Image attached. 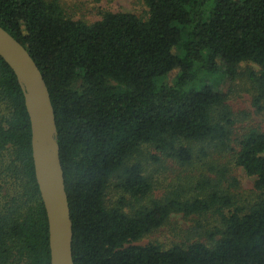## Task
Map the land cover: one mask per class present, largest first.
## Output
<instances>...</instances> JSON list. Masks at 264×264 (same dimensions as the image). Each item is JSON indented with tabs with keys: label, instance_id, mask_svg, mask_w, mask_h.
I'll use <instances>...</instances> for the list:
<instances>
[{
	"label": "trees",
	"instance_id": "1",
	"mask_svg": "<svg viewBox=\"0 0 264 264\" xmlns=\"http://www.w3.org/2000/svg\"><path fill=\"white\" fill-rule=\"evenodd\" d=\"M142 1L145 16L106 10L86 22L58 0H0V26L28 50L49 92L73 262L264 264V131L243 134L232 157L254 177V196L241 203L219 184L223 171L203 194L153 197L139 159L151 148L185 165L226 148L234 119L219 85L244 74L242 62L258 67L245 74L261 108L264 0ZM30 138L23 91L0 57V264H50ZM111 184L121 193L114 201ZM209 210L220 223L205 241L133 244L173 213Z\"/></svg>",
	"mask_w": 264,
	"mask_h": 264
},
{
	"label": "rangeland",
	"instance_id": "2",
	"mask_svg": "<svg viewBox=\"0 0 264 264\" xmlns=\"http://www.w3.org/2000/svg\"><path fill=\"white\" fill-rule=\"evenodd\" d=\"M66 15L73 19H82L93 22L101 17L102 11H129L145 16L147 8L142 0H58ZM258 67L251 62L240 63V71L244 74L235 78L230 86L229 80L223 79L219 89L227 93V104L233 114L234 123L226 148H216L211 154L200 162L194 159L191 164L180 165L151 148H144L139 159L142 160L145 172L150 176L153 185V197H160L170 189H191L193 192L203 194L210 187L209 184L217 178L218 171H223L226 179L219 180L223 188H229L230 194H236L239 203L254 196V177L247 175L242 167L234 166L233 154L238 150V141L250 129L264 131V103L259 110L252 103V91L245 72ZM175 71L171 72V80ZM233 178L236 182H234ZM118 192L111 184L108 188L107 198L114 201ZM128 201H132L125 196ZM220 223L219 216L209 210L201 214L184 215L173 213L159 228L146 234L133 244H145L149 241L160 242L168 247L174 242L188 241L190 239L206 240L205 230L213 228ZM190 233H194L190 237Z\"/></svg>",
	"mask_w": 264,
	"mask_h": 264
},
{
	"label": "water",
	"instance_id": "3",
	"mask_svg": "<svg viewBox=\"0 0 264 264\" xmlns=\"http://www.w3.org/2000/svg\"><path fill=\"white\" fill-rule=\"evenodd\" d=\"M0 57L12 69L23 91L34 174L47 217L50 264H74L72 222L46 83L28 50L1 26Z\"/></svg>",
	"mask_w": 264,
	"mask_h": 264
}]
</instances>
